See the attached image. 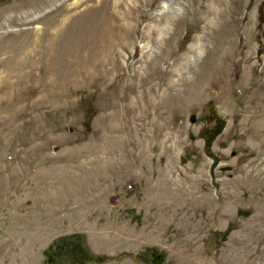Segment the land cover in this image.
<instances>
[{"label":"rangeland","instance_id":"374dc122","mask_svg":"<svg viewBox=\"0 0 264 264\" xmlns=\"http://www.w3.org/2000/svg\"><path fill=\"white\" fill-rule=\"evenodd\" d=\"M261 7L0 0V264H264ZM101 29L103 92L64 66Z\"/></svg>","mask_w":264,"mask_h":264},{"label":"bare ground","instance_id":"6f19581e","mask_svg":"<svg viewBox=\"0 0 264 264\" xmlns=\"http://www.w3.org/2000/svg\"><path fill=\"white\" fill-rule=\"evenodd\" d=\"M57 1V0H56ZM67 1V0H66ZM33 2V1H32ZM34 2H36V1H34ZM33 2V3H34ZM76 2H78V1H76ZM76 2L74 3L75 5H76ZM27 3V2H26ZM43 3V2H42ZM80 3V2H79ZM38 4H39V2H38ZM44 5V4H43ZM262 6V5H261ZM38 9V8H37ZM20 10V9H19ZM33 10V9H32ZM36 11V10H35ZM236 11V10H235ZM17 12V11H16ZM237 12V11H236ZM259 15L260 16H258V23H259V21L261 20V18H262V16H264V8H260L259 9ZM81 16V15H80ZM13 18V17H12ZM77 18V17H76ZM104 18V17H103ZM108 18V17H107ZM104 21V20H103ZM102 21V22H103ZM262 21V20H261ZM102 22H101V24H102ZM108 23V22H107ZM257 23V22H256ZM111 25V24H110ZM9 26V25H8ZM95 25H93V27H94ZM99 26V25H98ZM97 26V27H98ZM105 26V25H104ZM108 26V25H107ZM228 27V29H229V25H227ZM78 27V26H77ZM226 27V26H225ZM108 28H110V27H108ZM115 28V27H114ZM226 28V29H227ZM82 29V28H81ZM95 29V28H94ZM117 29V28H116ZM232 29V28H231ZM262 29H264V27L262 28ZM98 30V29H97ZM102 30V32L100 33V34H97V33H93V32H91V31H84L83 33V37H82V40H79V42H81L80 43V45H79V49L78 50H76V51H74V50H72L71 48V50H68V51H66V61H65V68L66 69H68V70H71V72H75V73H81L82 71H84V70H86L87 69V72L88 71H90L91 69H88V68H90V67H94V68H96L94 71H96L98 68L100 69V72L99 73H97V72H95V74L96 75H93V76H95V79H94V81L95 82H97L99 85H100V88H102L101 89V91L100 92H103V89H105L104 87L106 86V85H109V84H107L108 83V79L106 78V75H107V73H106V71H105V69H104V71H105V73L103 72V68L104 67H106V65H112V67H114L115 69H118V70H123V67L122 66H120L119 64H118V57H119V54H118V52H116V49H115V46L118 44H116V42H115V38L117 37L116 36V34H112V33H109V32H106V30H104V29H101ZM114 30V29H113ZM120 30V29H119ZM77 31V30H76ZM99 31V30H98ZM111 31V30H110ZM227 31V30H226ZM234 31V30H233ZM256 31V30H255ZM56 32V31H55ZM78 32V31H77ZM77 32H75V33H77ZM121 32V31H120ZM230 35H228L229 36V38L231 37V33H232V30H230V31H227ZM226 32V33H227ZM74 33V34H75ZM263 33H264V31H263ZM53 34V33H52ZM123 34V33H122ZM224 34V33H223ZM258 34V33H257ZM68 35V34H67ZM254 35V34H253ZM252 35V36H253ZM248 36V35H247ZM251 36V35H250ZM60 42V41H59ZM54 46V45H53ZM37 47V46H36ZM123 48H124V46H123ZM48 49V48H47ZM56 49V48H55ZM190 49H191V47H190ZM215 49V48H214ZM36 50V49H35ZM122 50V49H121ZM34 52V51H33ZM36 52V51H35ZM37 52H38V50H37ZM36 52V54H38ZM56 52V51H55ZM54 52V53H55ZM120 52V51H119ZM64 53V52H63ZM212 53V52H211ZM46 54V53H45ZM52 54V53H51ZM64 55V54H63ZM52 60V59H51ZM63 61V60H62ZM40 62V61H39ZM51 62V61H50ZM57 62V61H56ZM26 67V66H25ZM40 67V66H39ZM52 67V66H51ZM61 67V66H60ZM129 67V66H128ZM147 67H148V65H147ZM211 68H213V66L211 67ZM40 69V68H39ZM57 69V68H56ZM61 69V68H60ZM112 69V68H111ZM125 69V68H124ZM214 69V68H213ZM118 70H117V72H118ZM113 71V70H112ZM109 72V71H108ZM129 72V71H128ZM127 72V73H128ZM136 72H138V71H136ZM144 72V71H143ZM82 73H84V72H82ZM81 73V74H82ZM92 73V72H91ZM98 74V75H97ZM110 74V73H109ZM115 74V73H114ZM119 74V73H118ZM121 74H122V72H121ZM140 74V73H139ZM143 74V73H142ZM146 74V73H145ZM216 74V73H215ZM15 75V74H14ZM70 75V74H69ZM135 75H136V73H135ZM141 75V74H140ZM140 75H139V77H140ZM22 76V75H21ZM72 76V75H71ZM74 76V75H73ZM130 76V75H129ZM121 77H123V75L121 76ZM121 77H120V79H121ZM127 77V76H126ZM53 78V77H52ZM125 78V77H124ZM128 78V77H127ZM130 78H132L133 79V77H130ZM141 78V77H140ZM144 78V77H143ZM142 78V79H143ZM113 79V78H112ZM116 79H117V82H118V79H119V76L117 77L116 76ZM65 80V79H64ZM74 80V79H73ZM72 80V81H73ZM91 80V79H90ZM93 80V79H92ZM129 80V79H128ZM136 80V79H135ZM140 80V79H139ZM124 81V80H123ZM130 81V80H129ZM142 81V80H141ZM53 82H55V81H53ZM113 82V81H112ZM131 82V81H130ZM129 82V83H130ZM138 82H140V81H138ZM144 82V81H143ZM73 83V82H72ZM123 83V82H122ZM132 83V82H131ZM57 84V83H56ZM231 84V83H230ZM119 85V84H118ZM121 85V84H120ZM125 85V84H124ZM133 85V84H132ZM153 85V84H152ZM151 85V86H152ZM154 85H156V84H154ZM153 85V86H154ZM54 86V85H53ZM58 86V85H57ZM62 86V85H61ZM65 86V85H64ZM113 86V85H112ZM128 86V85H127ZM139 86V85H138ZM107 87V86H106ZM118 87H120V86H118ZM123 87V86H122ZM133 88H134V86H132ZM140 87V86H139ZM169 87V86H168ZM263 87V86H262ZM129 88V87H128ZM130 89V88H129ZM132 89V88H131ZM123 90V89H122ZM128 92V91H127ZM131 92V91H130ZM135 92V91H134ZM148 92V91H147ZM154 92V91H153ZM157 92V91H156ZM111 93V92H110ZM109 93V94H110ZM121 93H123V92H121ZM149 93V92H148ZM102 94V93H101ZM100 94V95H101ZM126 94V93H125ZM142 94V93H141ZM99 95V96H100ZM123 95V94H122ZM130 95V94H129ZM154 95V94H153ZM102 96V95H101ZM109 96V95H108ZM121 97V96H120ZM130 97V96H129ZM128 97V98H129ZM140 97V96H139ZM108 98V97H107ZM110 98H111V94H110ZM101 99H102V97H101ZM113 99H114V97H113ZM143 100V99H142ZM145 100V99H144ZM103 101V100H102ZM106 101V100H105ZM114 102H115V100H113ZM131 101V100H130ZM148 101H150V99L148 100ZM118 102V101H117ZM116 103V102H115ZM125 103V102H124ZM132 103V102H131ZM142 103V102H141ZM103 104V103H102ZM107 104V103H106ZM139 104V103H138ZM104 105V104H103ZM108 105V104H107ZM106 105V106H107ZM113 104H111V106H112ZM118 105V104H117ZM121 105H122V103H121ZM120 105V106H121ZM144 105V104H143ZM114 106V105H113ZM124 106V105H123ZM139 107L137 104L135 105V107ZM103 108H104V106H102ZM102 108V109H103ZM105 108H107V107H105ZM104 108V109H105ZM148 108V107H147ZM132 109V108H131ZM138 109H140V108H138ZM124 110V109H123ZM125 110H128V109H125ZM124 110V111H125ZM134 110V109H133ZM148 110V109H147ZM103 112V111H102ZM106 112V111H105ZM143 112H144V109H143ZM142 112V113H143ZM128 113V112H127ZM134 113V112H133ZM141 113V112H140ZM103 114V113H102ZM105 115V114H104ZM112 115H113V113H112ZM145 115V114H144ZM111 116V115H110ZM118 116V115H117ZM122 116V115H121ZM146 116V115H145ZM104 117V116H103ZM102 117V118H103ZM106 117V116H105ZM104 117V118H105ZM138 117V116H137ZM142 117V116H141ZM154 117V116H153ZM125 118V117H124ZM133 118V117H132ZM138 119V118H137ZM129 120V119H128ZM127 120V121H128ZM132 121V120H131ZM135 121V120H134ZM140 121H142V120H140ZM127 123V122H126ZM125 126V125H124ZM143 126V125H142ZM126 127H128V126H126ZM137 128V127H136Z\"/></svg>","mask_w":264,"mask_h":264},{"label":"trees","instance_id":"16d2710c","mask_svg":"<svg viewBox=\"0 0 264 264\" xmlns=\"http://www.w3.org/2000/svg\"><path fill=\"white\" fill-rule=\"evenodd\" d=\"M213 138L205 141V148L208 149Z\"/></svg>","mask_w":264,"mask_h":264},{"label":"water","instance_id":"95a60500","mask_svg":"<svg viewBox=\"0 0 264 264\" xmlns=\"http://www.w3.org/2000/svg\"><path fill=\"white\" fill-rule=\"evenodd\" d=\"M194 119H195V117L193 116V115H191L190 117H189V122H194Z\"/></svg>","mask_w":264,"mask_h":264}]
</instances>
